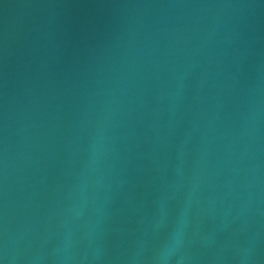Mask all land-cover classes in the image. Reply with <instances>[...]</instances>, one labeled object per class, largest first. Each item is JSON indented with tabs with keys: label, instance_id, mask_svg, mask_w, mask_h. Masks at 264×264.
<instances>
[{
	"label": "water",
	"instance_id": "1",
	"mask_svg": "<svg viewBox=\"0 0 264 264\" xmlns=\"http://www.w3.org/2000/svg\"><path fill=\"white\" fill-rule=\"evenodd\" d=\"M0 264H264V0H0Z\"/></svg>",
	"mask_w": 264,
	"mask_h": 264
}]
</instances>
